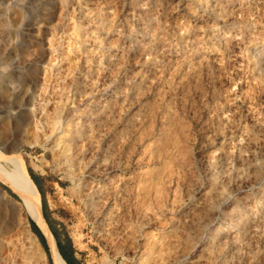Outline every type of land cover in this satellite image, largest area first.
Masks as SVG:
<instances>
[{"label": "rangeland", "instance_id": "374dc122", "mask_svg": "<svg viewBox=\"0 0 264 264\" xmlns=\"http://www.w3.org/2000/svg\"><path fill=\"white\" fill-rule=\"evenodd\" d=\"M4 1L11 9L0 13L1 49L7 35L13 41L16 30L26 31L23 25L12 21L13 16L21 14V2ZM54 1L58 8L55 6L52 15L37 19L34 15L31 19L34 22L29 29L31 39L40 44L26 48L25 56L40 54L38 76L42 82V65L51 57L49 41L64 31L62 52L52 53L54 57L63 53V65L69 66L63 68L64 78H58L54 84L55 98L64 86L67 97L63 95V116L66 120L77 116L76 128L90 121L83 127L93 130L77 139L69 151L62 150V140L55 141V135L45 146H23L22 155L27 171L46 186L45 193L40 195L42 213L47 214L62 240L65 236L70 238L76 263L120 264L126 260L134 264L125 254L135 256L151 242H155L154 250L160 247L163 230L171 228L168 216L186 205L201 208L202 201H206L200 225L195 230L176 229L169 247L160 250V254L153 250L143 264H264V68L256 67V60L264 56V0H208L210 3L207 0H66L68 19L63 26L58 20L59 0ZM227 10L233 11L234 20L222 16ZM145 19L150 21L141 24ZM162 26L165 28L160 30ZM158 30L156 38L166 45L157 50L156 58L152 59L150 53V63L144 62L147 53L131 52L134 46L129 41L134 36L148 50L153 45L148 43L151 33ZM150 41L155 42V38ZM99 48L113 53L106 59L112 64L106 72L100 69L102 66L97 68ZM37 50H40L38 54ZM197 62L201 64L198 73H190L192 64ZM101 108L106 110L105 119L97 117ZM126 123L131 139L130 159L125 162L122 134ZM0 148L3 150L1 145ZM69 173L80 179L73 194L66 191V186L71 184ZM97 185H101L98 189L101 196L92 197L90 193ZM187 186H194L193 192H188ZM0 187L11 199L19 200L1 180ZM122 196L120 214L114 213L116 199ZM240 217L249 219L247 229H236L228 223ZM26 218L25 228L32 230L31 218ZM221 223L226 226L218 232ZM24 229L16 222L0 226V264H52L46 237L43 235L41 241L33 230L46 255L38 261L27 253L28 250L33 253V249L28 247ZM213 233L216 236L211 239ZM133 234L138 235L139 242L132 239Z\"/></svg>", "mask_w": 264, "mask_h": 264}, {"label": "bare ground", "instance_id": "6f19581e", "mask_svg": "<svg viewBox=\"0 0 264 264\" xmlns=\"http://www.w3.org/2000/svg\"><path fill=\"white\" fill-rule=\"evenodd\" d=\"M73 1V0H72ZM86 1V0H85ZM133 1V0H132ZM141 1V0H140ZM147 1V0H146ZM149 1V0H148ZM159 1V0H157ZM204 1V0H202ZM208 1V0H207ZM231 1V0H230ZM241 1V0H240ZM20 3V7H21V14L13 16L12 21L17 23L18 25H23L24 29H26V31L21 32L19 30H16V38L11 41L9 39V36L7 35L3 42H2V49L0 52V137L2 138V140H0V145L3 147V150L0 148V180L5 183L13 192H15L19 198V200H14L11 199L9 197V195L7 194V192L5 190H3L0 187V226L5 227L6 225H8V223H17L19 228H25V225L27 224V216L29 218H31L40 228V230L43 232L44 236L46 237L47 240V246H48V253H49V257L50 260L52 262V264H68L64 258L61 256V254L59 253V250L57 248L56 245V240L54 235L52 234L48 223L46 222L44 215L42 213L41 210V199H40V193L33 181V179L31 178L30 174L27 171L26 165H25V161L22 155V148L23 146L27 145L30 147H36V146H45L47 144L48 141H50V139H52V137H54L56 135V138L54 139L55 141L57 139H61V143H62V150L63 151H69L70 150V146L76 142L77 139L83 138L86 135H89L90 133H88V131L93 130V128H84V125H87L88 123L85 121V123L81 124L83 126L81 127H75V124L77 123L76 117H71L69 119L66 120V118L63 116V106L65 104V98L67 97V94L63 91V87L60 88V96L58 98H55L56 95L54 93H56L54 91V84L56 81H58V78H64V74L66 72L63 71V68H67V66H69V64L67 65H63L64 62H62V60L65 59V55H62L63 53L61 50H63V45H62V38L63 36H65L64 31L61 30L58 36H53V39H50L51 41H49V43L51 44V48H49V53L51 55L50 58L47 59V61H45V64L42 65L41 70L44 73V78L42 82H39V63H38V57L40 56V54H38L40 52V50L36 51L35 53L38 54L37 56H30V57H26L25 56V49L29 48L31 45L35 44L37 46V44H40L39 41L31 39V35L29 32V29L31 30V26L34 23L33 20V16L35 15V19L40 18V17H44V16H49L52 15V13H54L55 11V1L54 0H19ZM69 2V1H68ZM134 2V1H133ZM154 2V1H153ZM152 2V3H153ZM163 2V1H162ZM161 2V3H162ZM210 3V1H208ZM207 2V3H208ZM239 2V0H238ZM253 2V1H252ZM143 3V2H142ZM147 3V2H146ZM151 3V4H152ZM190 3V2H188ZM230 3V2H228ZM134 4V3H133ZM145 4V2L143 3ZM159 4V3H156ZM167 4V3H166ZM175 4V3H174ZM132 5V4H131ZM168 5V4H167ZM241 5V4H240ZM59 6H60V12L58 14V20L60 22V25H65L66 20L68 19V13L66 15L65 13V9H66V0H59ZM69 6V5H68ZM129 6V5H128ZM127 6V7H128ZM150 6V5H149ZM156 6V5H154ZM169 6V5H168ZM136 7V6H135ZM148 7V6H147ZM146 7V8H147ZM162 7V6H161ZM166 7V6H165ZM164 7V8H165ZM184 7V6H183ZM229 7V6H228ZM56 8H58V6H56ZM84 8V7H83ZM155 8V7H154ZM11 7L10 5L5 2L4 0H0V13L3 11H7L10 10ZM43 11H39L38 10H42ZM70 9V8H68ZM134 9V8H133ZM144 9V8H143ZM160 9V8H159ZM154 10V9H153ZM199 10V8H198ZM197 10V12H198ZM230 10V9H229ZM246 10V9H245ZM57 11V10H56ZM137 11V10H136ZM141 11V10H140ZM155 11V10H154ZM34 12V14H32ZM41 12L45 13V14H40ZM134 12V11H133ZM156 12V11H155ZM168 12V11H167ZM166 12V14H167ZM233 11H225L222 16H224L225 20H229L232 18V20H234V16L232 14ZM47 13V14H46ZM84 13V12H83ZM138 11L135 13L137 14ZM150 13V12H149ZM156 14V13H155ZM56 15V14H55ZM97 15V14H95ZM138 15V14H137ZM140 15V14H139ZM138 15V16H139ZM173 15V14H172ZM188 15V14H187ZM198 15V14H197ZM147 16V15H146ZM171 16V15H170ZM134 17V16H133ZM142 17H144L142 15ZM162 17V16H161ZM85 18V17H84ZM95 18V17H94ZM98 18V17H97ZM141 18V17H140ZM153 18V17H152ZM184 18V16H183ZM207 18V17H206ZM54 19V17H53ZM90 19V18H89ZM102 19V18H100ZM188 19V18H187ZM138 20V19H137ZM190 20V19H189ZM193 20V19H192ZM239 21L242 19H238ZM3 21V20H2ZM70 21V20H69ZM94 21V20H93ZM96 21V20H95ZM150 21V20H149ZM147 21V22H149ZM154 21V18H153ZM208 21V18H207ZM140 22V21H139ZM138 22V23H139ZM146 19L145 20H141V24H146ZM155 22H157L155 20ZM232 22V21H231ZM81 23V22H80ZM105 23V22H104ZM163 23V22H161ZM160 23V24H161ZM233 23V22H232ZM1 24H3V22H1ZM69 24V23H68ZM106 25L108 23H105ZM132 24V23H131ZM136 24V23H134ZM159 24V26H160ZM105 25V26H106ZM138 25V24H136ZM154 25V24H152ZM155 25H157V23H155ZM219 25V24H218ZM134 26V25H133ZM141 26V25H140ZM144 26V25H142ZM141 26V27H142ZM148 27L150 26L147 25ZM226 26V25H224ZM245 26V25H244ZM70 27V25H69ZM99 27V26H98ZM107 27V26H106ZM109 27H111L109 25ZM154 27V26H153ZM221 27V25H220ZM236 27V26H235ZM248 27V26H247ZM83 28V27H82ZM81 28V29H82ZM102 28V27H101ZM104 28V27H103ZM102 28V29H103ZM139 28V27H138ZM156 28V26H155ZM153 28V29H155ZM159 28V27H158ZM165 26H162L161 28H159L160 30L164 29ZM219 28V27H218ZM55 29V28H53ZM66 29V28H65ZM101 29V30H102ZM107 29V28H106ZM111 28H109L110 30ZM126 29V28H125ZM134 29V27H133ZM236 29V28H235ZM234 29V30H235ZM83 30V29H82ZM100 30V29H99ZM105 30V29H104ZM108 30V29H107ZM127 30V29H126ZM136 30V29H135ZM149 30V28L147 29ZM216 30V28H215ZM222 30V29H221ZM225 30V29H224ZM243 30V29H242ZM249 30V29H248ZM146 31V30H145ZM218 31V30H217ZM220 31V30H219ZM231 31V30H230ZM97 32V31H95ZM102 32H104L102 30ZM107 32V31H106ZM127 32V31H126ZM134 32V31H133ZM153 32V31H152ZM164 32V31H163ZM200 32V31H199ZM216 32V31H215ZM214 32V33H215ZM223 32V31H222ZM221 32V33H222ZM232 32V31H231ZM237 32V31H236ZM247 32V31H246ZM83 33V32H82ZM98 33V32H97ZM136 33V32H135ZM148 33V31H147ZM159 30L156 33H151V37L148 40V43L153 44L150 49L146 50L145 47V43H143V41L139 42V40H136L132 35L129 44H132L134 46V49L131 50V52H135L138 54L143 53L142 51L144 50V52L147 53L144 62L148 61V56L151 53V57L152 59L157 57V50L163 49L162 47H164L165 42H163L162 40L157 39L156 37L158 36ZM166 33V32H165ZM213 33V34H214ZM129 34V33H128ZM146 34V33H145ZM161 34V33H160ZM248 34V33H246ZM61 35V36H60ZM130 35V34H129ZM138 35V34H137ZM140 35V34H139ZM138 35V36H139ZM147 35V34H146ZM166 35V34H165ZM241 35V34H240ZM243 35V34H242ZM241 35V36H242ZM86 36V35H85ZM96 36V35H95ZM184 36V35H183ZM186 36V35H185ZM211 36V35H210ZM223 36V35H222ZM240 36V37H241ZM103 37V36H102ZM146 37V36H145ZM148 37V36H147ZM245 37V36H244ZM39 38V37H38ZM89 38V37H88ZM121 38V36H120ZM153 38H155V42L151 43L150 40H152ZM167 38V37H166ZM201 38V37H200ZM211 38V37H210ZM222 38V37H221ZM220 38V39H221ZM36 39V38H35ZM93 39V38H92ZM118 39V38H117ZM125 38L123 37V40ZM142 39V37H141ZM147 39V38H146ZM162 39V38H161ZM230 39V38H229ZM241 39V38H240ZM239 39V40H240ZM89 40V39H87ZM97 40V39H96ZM104 40V39H103ZM116 40V38L114 39ZM121 40V39H120ZM201 40V39H200ZM227 40V39H226ZM99 41V40H98ZM117 41V40H116ZM195 41V40H194ZM203 41V40H202ZM233 41V40H231ZM241 41V40H240ZM239 41V42H240ZM36 42V43H35ZM106 42V41H105ZM109 42H111V40H109ZM124 42H128V41H124ZM145 42V41H144ZM243 42V41H242ZM97 43V42H96ZM101 43V42H100ZM103 43V41H102ZM168 43V42H167ZM188 43V42H187ZM186 43V44H187ZM192 43V42H191ZM215 43V42H214ZM213 43V44H214ZM221 43V42H219ZM225 43V42H224ZM241 43V42H240ZM87 44V43H86ZM202 44V43H201ZM205 44V43H204ZM222 44V43H221ZM232 44V43H231ZM116 45V44H115ZM122 45V44H121ZM127 45V43H126ZM230 45V44H229ZM240 45V44H239ZM88 46V45H87ZM100 46V45H99ZM108 46V45H107ZM178 46V45H177ZM217 46V45H216ZM232 46V45H231ZM65 47V46H64ZM77 47V46H76ZM89 47V46H88ZM86 47V48H88ZM95 47V46H94ZM93 47V48H94ZM102 47V46H101ZM117 47L118 44H117ZM117 47H114L117 48ZM124 47H126L124 45ZM166 47V46H165ZM172 47V46H171ZM92 48V46L90 47ZM96 48V47H95ZM104 48V47H103ZM121 48V47H120ZM177 48V47H176ZM175 48V49H176ZM217 48V47H216ZM230 48V47H229ZM123 49V48H122ZM167 49V48H166ZM180 49V48H178ZM206 49V48H205ZM213 49V48H211ZM218 49V48H217ZM261 49V48H260ZM263 49V48H262ZM55 50H60V52L57 54V56H53V53ZM94 50V49H93ZM90 50V51H93ZM99 52V56L98 57V62L97 64V68L98 66L105 70L108 69L107 67L111 66L109 61H106V59H110V57L113 55V53H110L109 49H97ZM117 50V49H116ZM126 50V48H125ZM130 50V49H129ZM146 50V51H145ZM219 50V49H218ZM226 50V49H225ZM95 51V50H94ZM168 51V50H166ZM179 51V50H178ZM201 51V50H200ZM231 51V49H230ZM96 52V51H95ZM115 52V51H114ZM117 52V51H116ZM128 53V52H127ZM183 53V52H182ZM206 53V52H205ZM216 53V51L214 52ZM32 54H34V52H32ZM68 54V53H67ZM76 54H79L78 52ZM94 54V53H93ZM124 54V53H123ZM145 54V53H144ZM143 54V55H144ZM166 54V53H165ZM168 54V53H167ZM191 54V53H190ZM195 54V53H194ZM45 55V54H44ZM43 55V56H44ZM91 55V53H90ZM137 55V54H135ZM176 55V54H175ZM197 55V54H196ZM72 56V55H71ZM77 56V55H76ZM96 56V55H95ZM118 56V55H116ZM168 56V55H167ZM57 57V58H56ZM196 57V56H195ZM70 58V57H69ZM72 58V57H71ZM96 58V57H95ZM89 59V58H88ZM130 59V58H129ZM132 59V57H131ZM136 60H138V57H136ZM150 60V59H149ZM170 60V59H168ZM120 61V60H119ZM152 60H150L151 62ZM171 61V60H170ZM96 62V61H95ZM149 62V61H148ZM149 62V63H150ZM163 62V61H162ZM173 62V61H172ZM153 63V62H152ZM159 63V61H158ZM148 64V63H147ZM136 65V64H135ZM157 65V62H156ZM81 66V65H80ZM145 66V65H144ZM151 66V65H150ZM153 66V65H152ZM182 66V65H181ZM201 66L200 62L197 63H193L191 69L189 70L190 73L195 74L198 73L197 69ZM137 67V66H136ZM134 67V68H136ZM139 67V66H138ZM256 67L257 68H264V56L259 57L256 60ZM153 68V67H152ZM113 70H115L114 68H112ZM123 69V68H122ZM132 69V68H130ZM138 69V68H137ZM144 69V68H143ZM147 69V68H146ZM145 69V70H146ZM110 70V69H108ZM107 70V71H108ZM151 70V69H150ZM131 71V70H130ZM141 71V70H140ZM162 71V70H161ZM100 71H96V73ZM113 72V71H112ZM41 73V72H40ZM97 73V74H99ZM109 73V71H108ZM126 73V72H125ZM103 74V73H102ZM112 73L110 72V75ZM116 74V73H115ZM114 74V75H115ZM131 74V73H130ZM149 74V73H148ZM151 74V73H150ZM101 75V73H100ZM106 75V74H105ZM109 75V74H108ZM197 75V74H196ZM104 76V75H103ZM122 76V75H121ZM143 76V74L141 75V77ZM227 76V75H226ZM120 77V76H119ZM130 78V77H129ZM224 78V77H223ZM103 79V78H101ZM100 79V80H101ZM118 79V78H117ZM144 79V78H143ZM70 82V81H68ZM170 84L173 83V78L170 79ZM133 83V82H132ZM141 83V82H140ZM98 85V84H97ZM120 85V83H119ZM62 86V85H59ZM85 86V85H84ZM128 86V85H127ZM99 87V86H98ZM97 87V89H98ZM124 87V86H122ZM107 89V88H106ZM124 89V88H123ZM122 89V91H123ZM62 90V91H61ZM96 90V89H95ZM88 91V90H87ZM104 92V91H103ZM144 92V91H143ZM147 92V91H146ZM108 93V92H107ZM93 94V93H92ZM110 94V93H108ZM63 95L65 96V98H63ZM81 95V94H80ZM90 95V94H89ZM96 96V95H95ZM140 96V95H139ZM146 96V95H145ZM93 97V96H92ZM137 97V96H136ZM144 97V95H143ZM148 98V96H146ZM100 98V97H99ZM98 98V99H99ZM87 99V97H86ZM91 100V99H90ZM89 100V101H90ZM94 100V98H93ZM110 100V98H109ZM117 100V98H116ZM115 100V101H116ZM92 101V100H91ZM97 101L94 100V102ZM108 101V100H107ZM93 104H97L94 103ZM100 103V102H99ZM117 103V101H116ZM84 103H82L83 105ZM87 104V103H86ZM77 105V103H76ZM81 105V104H80ZM100 105V104H98ZM85 106V105H84ZM88 106V105H87ZM94 106V105H93ZM81 107V106H80ZM94 108V107H93ZM133 108V107H132ZM130 108V109H132ZM231 108V107H230ZM96 109V108H95ZM86 110V109H85ZM87 111V110H86ZM92 111V110H91ZM99 114L97 115V117H99L100 119H105V115L106 114V110H104V108H101L99 110ZM68 113V112H67ZM91 113V112H90ZM122 113V112H121ZM109 114V113H108ZM104 115V116H103ZM124 116V115H123ZM87 117V116H86ZM92 117V116H91ZM65 118V119H64ZM91 119V118H90ZM97 119V118H96ZM250 120V119H249ZM107 122V121H106ZM119 123V122H118ZM97 124V123H95ZM104 125V124H103ZM95 126V125H94ZM100 126V125H99ZM112 127V126H111ZM110 127V128H111ZM106 128V127H105ZM107 129V128H106ZM134 129V128H133ZM248 133V132H247ZM102 135V134H101ZM107 135V134H106ZM245 135V134H244ZM123 161H127L130 159L129 155H130V136H131V132L130 129L126 123V126L123 130ZM104 137V136H103ZM107 137V136H106ZM105 138V137H104ZM250 138H253L252 136ZM53 140V142H54ZM58 140V141H59ZM86 140V138H85ZM88 140V139H87ZM104 140V139H102ZM57 141V142H58ZM260 141V140H259ZM81 142V140L79 141ZM87 142V141H86ZM104 142V141H103ZM105 143V142H104ZM252 143V142H251ZM54 144V143H53ZM56 144V143H55ZM87 144V143H86ZM85 144V145H86ZM102 144V143H99ZM80 145V144H79ZM225 146V145H224ZM80 147V146H79ZM89 147V145H88ZM93 148V146L91 147ZM188 148V147H186ZM226 148V147H225ZM79 148H77L78 150ZM116 149V148H115ZM86 150V149H85ZM94 150V149H93ZM224 150V149H223ZM56 152V151H55ZM119 152V151H118ZM86 153H88L86 151ZM223 153V152H222ZM54 154V153H53ZM117 154V152L115 153ZM140 154V153H139ZM250 154V153H249ZM136 155V154H135ZM244 155V154H243ZM263 155V154H262ZM79 156V155H78ZM134 156V155H133ZM117 157V156H116ZM173 157V156H172ZM84 158V157H83ZM114 158V157H113ZM129 158V159H128ZM249 158V157H248ZM75 160V159H74ZM250 160V159H249ZM61 161V160H60ZM98 161V160H96ZM95 161V162H96ZM111 161V160H110ZM113 161V159H112ZM131 161V160H130ZM136 161V160H135ZM134 161V162H135ZM62 162V161H61ZM104 162V161H103ZM124 162V163H125ZM133 162V163H134ZM208 162V161H207ZM264 162V161H263ZM262 162V163H263ZM105 163V162H104ZM132 163V164H133ZM209 163V162H208ZM238 163V162H237ZM94 164V163H93ZM109 164V163H108ZM107 164V165H108ZM116 164V163H115ZM150 164V162H149ZM155 164V163H154ZM181 164V163H180ZM192 164V163H191ZM242 164V163H241ZM247 164V163H246ZM264 164V163H263ZM95 165V164H94ZM93 165V166H94ZM103 165V164H101ZM119 165V164H118ZM126 165V164H125ZM240 165V164H239ZM89 166V165H88ZM91 166V165H90ZM89 166V167H90ZM252 166V165H251ZM71 167V166H70ZM76 167V166H75ZM99 167V166H98ZM192 167V166H191ZM263 167V166H262ZM68 168V167H67ZM77 168V167H76ZM193 168V167H192ZM126 169V168H125ZM129 169V168H128ZM133 169V168H132ZM117 170V169H116ZM193 170V169H192ZM241 171V170H239ZM238 171V172H239ZM78 172V171H77ZM120 173V172H118ZM127 173V172H126ZM129 173V172H128ZM237 173V172H236ZM88 174V173H86ZM116 174V173H115ZM90 175V174H89ZM122 175V173H121ZM235 175V174H234ZM69 178L71 180V184L66 186V191L70 194H73L74 191L76 190V188L78 187L79 183H80V179L69 173ZM85 176V174H84ZM91 176V175H90ZM95 176V175H94ZM237 176V174H236ZM92 177V176H91ZM194 177V176H193ZM243 177V175H242ZM90 178V177H89ZM94 179V177H92ZM87 179V178H86ZM103 179V178H102ZM193 179V178H192ZM237 179V178H236ZM167 180V179H166ZM177 180V179H176ZM190 180V179H189ZM233 180V179H232ZM258 180V179H257ZM86 181V180H84ZM83 181V182H84ZM96 181V180H95ZM101 181V180H100ZM99 181V182H100ZM183 181V180H182ZM260 181V180H259ZM263 181V180H262ZM82 182V181H81ZM89 182V181H88ZM87 182V183H88ZM91 182V181H90ZM93 182V181H92ZM121 182V181H120ZM184 182V181H183ZM188 182V180L186 181ZM190 182V181H189ZM226 182V180H225ZM236 182V180H235ZM185 183V182H184ZM194 183V182H193ZM234 183V182H233ZM233 183L231 184V186L233 185ZM96 183H93V185ZM99 184V183H98ZM235 184V183H234ZM254 184V183H253ZM189 185V184H188ZM191 185V184H190ZM242 185V184H240ZM172 186V185H171ZM174 186V185H173ZM192 186V185H191ZM219 188L221 187L218 184ZM87 186L85 185V188ZM96 187H98L97 189H94V192H91V196L93 197H98L101 196L99 195L100 191L98 190L101 185H97ZM166 187V186H165ZM188 187V186H187ZM194 187V186H193ZM192 187V188H193ZM236 187V186H235ZM240 187V186H239ZM95 188V187H94ZM189 188V187H188ZM188 189L189 191H192L191 189ZM199 188V187H198ZM222 188V187H221ZM220 188V189H221ZM237 188V187H236ZM246 188V187H245ZM263 188V187H262ZM130 189V187H129ZM166 189V188H165ZM185 189V188H184ZM187 189V188H186ZM226 189V188H225ZM234 189V188H233ZM200 191V190H199ZM185 192V190H184ZM193 192V191H192ZM198 192V191H197ZM120 193V192H119ZM187 193V192H185ZM238 193V192H236ZM167 194V193H166ZM188 194V193H187ZM186 194V195H187ZM127 195V194H126ZM171 195V194H170ZM192 195V194H191ZM263 195V194H262ZM105 196V195H104ZM103 196V197H104ZM135 196V195H134ZM142 196V195H140ZM167 196V195H166ZM182 196V195H181ZM241 196V195H240ZM200 197V196H199ZM122 197H117L116 201L117 204L114 207V213L118 212V208L122 205L121 204V200ZM140 198V197H139ZM198 198V197H197ZM89 199V198H88ZM186 199V197H185ZM259 199V198H258ZM161 200V199H160ZM230 200V199H229ZM234 200V199H233ZM94 201V200H93ZM119 201V202H118ZM165 201V200H163ZM225 201V200H224ZM261 201V200H259ZM263 201V200H262ZM203 203H201V208H197L193 209L192 206L190 205H186V207L181 208L179 211L177 210V213L172 214L170 216H168V221L170 222L169 229H167L168 227H165V229L163 230L162 233V242H161V246L158 247L157 249H153L155 242H151L147 245H145L143 247V249L141 250V252L139 254H134L135 256H131V255H126L127 258L130 261H135L136 264H143L145 260H147V256L148 254H150L153 250L157 251V253L160 254V250L164 249V248H168L169 245L172 242V235L173 232L176 231V229L180 230H185L188 231L190 229H196L197 226L200 225V219L202 218V211L205 209L206 210V201H202ZM264 202V201H263ZM221 203V202H220ZM219 203V205H220ZM261 203V202H260ZM124 204V203H123ZM192 204V203H191ZM240 204V203H238ZM178 205V204H177ZM209 205V204H208ZM218 205V206H219ZM222 205V204H221ZM128 206V205H127ZM189 206V208H188ZM234 207V206H233ZM232 207V208H233ZM237 207V205H236ZM259 207V206H258ZM188 208V209H187ZM123 209V208H121ZM125 209V208H124ZM164 209V208H163ZM241 209V208H240ZM248 209V208H247ZM258 210V209H257ZM256 210V211H257ZM208 211V210H207ZM215 211V210H214ZM217 211V210H216ZM235 211V209H234ZM133 212V211H132ZM175 212V211H174ZM227 212V210H226ZM241 212V211H240ZM259 212V211H258ZM257 212V214H258ZM119 213V212H118ZM148 213V212H147ZM214 213V212H213ZM216 213V212H215ZM218 213V212H217ZM120 214V213H119ZM133 214V213H132ZM141 214V213H140ZM220 214V213H219ZM134 215V214H133ZM149 215V214H148ZM151 215V213H150ZM228 215V213H227ZM255 215V214H254ZM118 216V215H117ZM140 216V215H139ZM138 216V217H139ZM216 215H214L215 217ZM224 216V214H223ZM120 217V216H119ZM219 217V216H218ZM228 217V216H227ZM260 217V216H259ZM26 218V219H25ZM257 218V215H256ZM144 219V218H143ZM142 219V221H143ZM217 219V218H216ZM220 219V218H219ZM217 219V220H219ZM225 219V218H224ZM232 219V218H230ZM251 219V218H250ZM162 220V219H161ZM248 220L247 217H240V218H234L233 220H230L228 223H231V225L235 226L236 229L238 228H242V229H247L248 228ZM260 220V219H259ZM141 221V220H140ZM152 221V220H151ZM150 221V222H151ZM225 221V220H224ZM227 221V220H226ZM256 221V220H255ZM149 222V223H150ZM218 222V221H217ZM216 222V223H217ZM215 223V224H216ZM251 223V222H250ZM249 223V224H250ZM115 224V223H114ZM152 224V223H151ZM212 224V223H211ZM224 224L227 225V223L224 222ZM223 223H221V225L218 226V232L222 231V228L226 225H224ZM134 226V225H133ZM151 226V225H150ZM212 226V225H211ZM117 227V226H116ZM230 228V225L228 226ZM115 229V228H114ZM163 229V228H162ZM227 229V228H226ZM19 232L22 229H17ZM25 230V237L28 240V247L33 249V253L28 250L27 253L28 254H32L31 257H34L35 260L38 261H42L43 258L45 257L46 253L45 250L43 249V247L41 246L38 237L36 236L35 233L32 232L31 229H29L28 227L24 229ZM233 230V228H232ZM178 231V230H177ZM203 231V230H202ZM18 232V233H19ZM260 233V232H259ZM104 234V233H103ZM178 234H180V231L178 232ZM101 235V234H100ZM107 235V234H106ZM151 235V234H150ZM183 235V233H182ZM221 235V234H220ZM229 235V234H228ZM115 236V235H114ZM216 233H213V235L211 236L212 238H215ZM230 236V235H229ZM108 237V236H107ZM260 237V236H259ZM220 238V237H219ZM222 238V237H221ZM132 239L135 241L139 242L138 239V235L133 234L132 235ZM202 239V238H201ZM210 239V240H211ZM146 240V239H145ZM200 240V239H199ZM215 241V239H213ZM247 240V239H246ZM253 240V239H252ZM20 241V240H19ZM143 241V239H142ZM264 241V240H263ZM262 241V242H263ZM16 242V241H15ZM130 242V240H129ZM133 242V241H132ZM252 242V241H251ZM200 243V242H199ZM205 243V242H203ZM136 245V243H134ZM138 244V243H137ZM202 244V243H201ZM139 245V244H138ZM242 245V243H241ZM188 246V245H187ZM200 246V245H199ZM243 246V245H242ZM136 247V246H135ZM189 247V246H188ZM241 247V246H240ZM139 248V247H137ZM238 248V247H237ZM18 249V248H17ZM20 249V247H19ZM130 249V248H129ZM221 249H223L221 247ZM225 249V248H224ZM140 250V249H139ZM204 250V249H203ZM229 250V249H228ZM232 250V248H231ZM235 250V249H234ZM187 251V250H186ZM194 251V250H192ZM222 251V250H221ZM233 251V250H232ZM7 252V251H6ZM20 252V251H19ZM183 252H185L183 250ZM196 252V251H195ZM224 252V251H223ZM223 252L221 254H223ZM228 252V251H227ZM231 252V251H230ZM229 252V253H230ZM130 253V252H128ZM213 253H215V251H213ZM124 254V253H122ZM185 255V253H183ZM205 254V253H203ZM216 254V253H215ZM225 254V253H224ZM180 255V254H179ZM182 255V254H181ZM183 255V256H184ZM217 255V254H216ZM215 255V256H216ZM227 255V254H226ZM214 256V257H215ZM224 256V255H223ZM152 255L150 256V259H152ZM191 257V256H190ZM222 257V256H221ZM189 258V257H188ZM187 258V259H188ZM226 258V256H225ZM125 259V258H124ZM220 259V258H219ZM179 260V259H177ZM215 260V259H214ZM151 261V260H150ZM197 261V260H196ZM207 262V260L203 259V262ZM219 261V260H218ZM199 262V261H197ZM214 262V261H213ZM16 263V262H15ZM131 263V262H130ZM134 263V264H135ZM186 263V262H185ZM7 264V263H6ZM32 264H34L32 262ZM120 264H128L126 262V260H121ZM150 264V262H149ZM196 264V263H195Z\"/></svg>", "mask_w": 264, "mask_h": 264}, {"label": "trees", "instance_id": "16d2710c", "mask_svg": "<svg viewBox=\"0 0 264 264\" xmlns=\"http://www.w3.org/2000/svg\"><path fill=\"white\" fill-rule=\"evenodd\" d=\"M31 178L33 179L39 193H41V190L39 188L38 182L35 179V177L31 174L30 171H28ZM44 217L48 223V226L52 232V234L55 237L56 240V245L57 248L59 250V253L61 254V256L64 258V260L68 263V264H77L76 263V258L74 256V250H73V246L71 244L70 238L68 236H65V239L62 240L58 233L56 232V230L51 226L50 223V219L47 216V214L44 213ZM31 225H32V230L37 234V236L39 237V239L42 241L44 240L43 234L41 233L40 229L37 227V225L35 224V222L31 219Z\"/></svg>", "mask_w": 264, "mask_h": 264}, {"label": "crops", "instance_id": "0c3cea01", "mask_svg": "<svg viewBox=\"0 0 264 264\" xmlns=\"http://www.w3.org/2000/svg\"><path fill=\"white\" fill-rule=\"evenodd\" d=\"M38 185H39V188H40V190H41V193H40V195L41 194H43V193H45V191H46V186H45V184H44V182H38ZM43 233V232H42ZM44 235V234H43Z\"/></svg>", "mask_w": 264, "mask_h": 264}, {"label": "water", "instance_id": "95a60500", "mask_svg": "<svg viewBox=\"0 0 264 264\" xmlns=\"http://www.w3.org/2000/svg\"><path fill=\"white\" fill-rule=\"evenodd\" d=\"M38 226V225H37ZM39 227V226H38Z\"/></svg>", "mask_w": 264, "mask_h": 264}]
</instances>
